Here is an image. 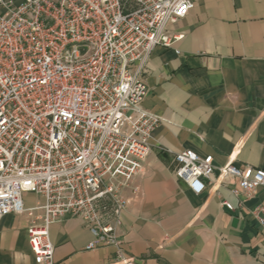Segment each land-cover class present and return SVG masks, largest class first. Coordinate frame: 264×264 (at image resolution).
Segmentation results:
<instances>
[{
    "label": "built area",
    "instance_id": "2783aa9c",
    "mask_svg": "<svg viewBox=\"0 0 264 264\" xmlns=\"http://www.w3.org/2000/svg\"><path fill=\"white\" fill-rule=\"evenodd\" d=\"M195 2L0 0V219L26 218L35 264H54L49 228L65 216L86 224V250L113 246L118 264H134L119 247L123 189L144 172L153 131L166 120L142 103L148 57L183 37L169 25ZM173 161L194 194L215 169L237 179L235 196L264 188L261 168L216 167L192 149ZM25 193L39 199L27 205ZM253 215L264 235V206Z\"/></svg>",
    "mask_w": 264,
    "mask_h": 264
},
{
    "label": "crops",
    "instance_id": "0c3cea01",
    "mask_svg": "<svg viewBox=\"0 0 264 264\" xmlns=\"http://www.w3.org/2000/svg\"><path fill=\"white\" fill-rule=\"evenodd\" d=\"M169 28L183 37L150 53L142 101L166 120L153 131L144 172L123 189L119 247L134 264H264L253 215L264 206V188L235 196L237 179L215 169L194 194L174 176L173 161L192 149L211 154L216 167L232 161L264 170V0H196ZM24 198L27 205L39 199ZM26 224L21 214L0 219V264H35ZM49 237L54 264H118L113 246L84 248L92 237L80 218L51 223Z\"/></svg>",
    "mask_w": 264,
    "mask_h": 264
}]
</instances>
